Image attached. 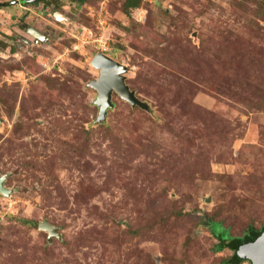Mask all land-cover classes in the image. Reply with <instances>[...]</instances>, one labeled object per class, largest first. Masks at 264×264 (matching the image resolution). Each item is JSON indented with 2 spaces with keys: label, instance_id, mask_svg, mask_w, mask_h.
Returning <instances> with one entry per match:
<instances>
[{
  "label": "rangeland",
  "instance_id": "1",
  "mask_svg": "<svg viewBox=\"0 0 264 264\" xmlns=\"http://www.w3.org/2000/svg\"><path fill=\"white\" fill-rule=\"evenodd\" d=\"M30 3L0 0V264H222L207 222L264 228V0ZM101 15L149 105L103 121Z\"/></svg>",
  "mask_w": 264,
  "mask_h": 264
},
{
  "label": "water",
  "instance_id": "2",
  "mask_svg": "<svg viewBox=\"0 0 264 264\" xmlns=\"http://www.w3.org/2000/svg\"><path fill=\"white\" fill-rule=\"evenodd\" d=\"M30 1L34 2L37 0ZM31 33L39 39L44 38L43 34L34 28H32ZM29 43L31 44L32 42ZM92 66L99 71V77L91 81L88 86L97 91L95 104L99 108V121L105 120L109 110L114 108V94H118L122 100L133 107L149 108V105L142 101L127 84L126 74L129 69L126 65L107 54L98 53L92 60ZM5 181V177L0 178V192L10 196V190L6 188ZM40 228L47 231L50 238L59 235L57 232L58 228L48 221L42 222ZM245 249H247L246 252L244 251ZM239 254L243 259L250 260L252 264H264V232L256 241L244 244L239 250Z\"/></svg>",
  "mask_w": 264,
  "mask_h": 264
},
{
  "label": "trees",
  "instance_id": "3",
  "mask_svg": "<svg viewBox=\"0 0 264 264\" xmlns=\"http://www.w3.org/2000/svg\"><path fill=\"white\" fill-rule=\"evenodd\" d=\"M41 1H34L33 4H38ZM30 2L26 0V3ZM142 2L143 0H125V10L129 12L130 9L138 8L142 5ZM207 225L209 226L213 236L218 240V245L216 248L218 252L224 251L226 249H229L233 252V255L230 258L224 260L222 264H243L246 260L240 256L239 250L244 244L256 241L264 232V228L262 230H257L254 227H250L249 231L243 236L235 237L231 235L230 230L225 228L221 222H207ZM249 248L251 249V247Z\"/></svg>",
  "mask_w": 264,
  "mask_h": 264
},
{
  "label": "built area",
  "instance_id": "4",
  "mask_svg": "<svg viewBox=\"0 0 264 264\" xmlns=\"http://www.w3.org/2000/svg\"><path fill=\"white\" fill-rule=\"evenodd\" d=\"M151 1V0H143ZM101 15L98 18L99 22V32H95L89 27H82L76 35L78 43L75 45V49L81 50L85 46H93L98 53L108 54L110 51L108 38L106 36V20ZM97 53V54H98ZM39 62L45 66H49V61L46 60V57H39Z\"/></svg>",
  "mask_w": 264,
  "mask_h": 264
},
{
  "label": "flooded vegetation",
  "instance_id": "5",
  "mask_svg": "<svg viewBox=\"0 0 264 264\" xmlns=\"http://www.w3.org/2000/svg\"><path fill=\"white\" fill-rule=\"evenodd\" d=\"M29 30H32V28H30ZM30 34H32V33H30ZM32 35H33V37H34L36 40H40V39L37 38L34 34H32ZM43 37H46V38H47L48 36H47V35H46V36L43 35ZM42 39H44V38H42ZM42 39H41V40H42ZM249 243H250V242H249ZM246 244H247V243H246Z\"/></svg>",
  "mask_w": 264,
  "mask_h": 264
},
{
  "label": "bare ground",
  "instance_id": "6",
  "mask_svg": "<svg viewBox=\"0 0 264 264\" xmlns=\"http://www.w3.org/2000/svg\"><path fill=\"white\" fill-rule=\"evenodd\" d=\"M245 252L247 251V249L244 250Z\"/></svg>",
  "mask_w": 264,
  "mask_h": 264
}]
</instances>
